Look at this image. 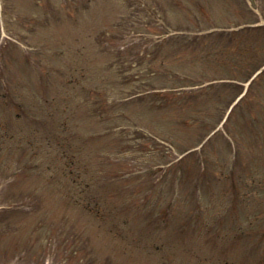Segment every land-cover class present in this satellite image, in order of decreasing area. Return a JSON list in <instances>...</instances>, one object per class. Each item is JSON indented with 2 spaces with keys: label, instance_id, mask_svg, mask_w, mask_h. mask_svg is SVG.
<instances>
[{
  "label": "rangeland",
  "instance_id": "rangeland-1",
  "mask_svg": "<svg viewBox=\"0 0 264 264\" xmlns=\"http://www.w3.org/2000/svg\"><path fill=\"white\" fill-rule=\"evenodd\" d=\"M224 1L0 0V63L26 113L3 117L21 143L33 136L25 160L39 152L28 159L31 175L0 168V182L10 181L0 183V264H264V197L246 182L264 180V83L205 150L212 169L200 193L192 163L182 175L162 169L169 156L147 158L148 148H164L148 142L147 125L172 136L198 130L140 103L165 81L164 64L150 65L161 13L171 27L207 29L210 17L239 19ZM195 55L165 65L184 77L208 70ZM95 193L102 212L82 209Z\"/></svg>",
  "mask_w": 264,
  "mask_h": 264
},
{
  "label": "trees",
  "instance_id": "trees-1",
  "mask_svg": "<svg viewBox=\"0 0 264 264\" xmlns=\"http://www.w3.org/2000/svg\"><path fill=\"white\" fill-rule=\"evenodd\" d=\"M176 38L182 37V35L175 36ZM255 37L256 39H251ZM199 38L201 41L200 44L197 46L188 45V51H179L176 52V55L185 54L189 51H192L195 55V59L202 62L203 64H208L209 69L202 71V68H199V71L195 70V73L190 77H184L182 74H172L171 70H165V73H160L164 75L165 81L164 83L161 82V87H180V85H190V84H198L200 80H210L215 78H230L232 80H245L249 77L250 73L258 66V64L264 62V26H256V27H247L242 28L237 31H217V32H209L206 35H198L197 37H193V39ZM170 52L169 55H165L166 59L172 57L174 53V49H168ZM172 53V54H171ZM260 54L258 60H255L254 56ZM163 55V54H161ZM185 58H189V56H185ZM156 61H154L155 63ZM162 64L165 61L160 60ZM1 72V68H0ZM167 73V74H166ZM169 73V74H168ZM1 76V73H0ZM264 83V70L257 75L254 79L252 84L250 83V87L248 90L255 88V93L252 95V99L255 100V97L259 96L258 87L260 84ZM254 84V87L252 86ZM241 85L235 82H211L209 85L201 86L197 89H190V90H181V91H174L168 92L165 90H160L159 92H154V95L159 100L158 107L161 109L159 113L167 112L168 108H171V112H173L174 119L172 122L174 124H178L182 128L183 125L191 127L194 121L190 122V119H194V116L204 117L206 122L211 120L215 117L216 112L212 105H210V100L212 97L224 96L225 93L228 94L226 98H231L237 95L240 92ZM254 91V89H253ZM261 92V91H260ZM0 95L4 97H8L7 93L4 92V87L0 85ZM18 99H13V101L8 102L7 112L10 114L16 115L17 117L22 116V111L20 110ZM5 105L6 102L3 101L1 103ZM167 104V105H166ZM14 111V113H13ZM218 118V117H217ZM203 126H208L205 123ZM185 128V127H184ZM8 129V125L6 122H2L0 118V138L8 139L9 136L6 135V131ZM157 130V129H156ZM158 131V130H157ZM186 131V129H184ZM161 135L167 136V133L158 131ZM202 133V130L199 131L198 135ZM201 138V137H200ZM199 138V139H200ZM16 136L14 139H9L8 143L5 145V142L0 143V155L3 156L12 150V148H16L17 144L22 142V137L18 136L17 140ZM198 139V140H199ZM192 140V139H189ZM182 142V141H181ZM4 145V148H3ZM31 146V145H30ZM21 147L19 148V150ZM22 153L24 150H21ZM25 158V154L21 157H17L14 161L15 164L22 162V159ZM66 163H69L70 168H74V164L72 160H67ZM65 163V165H66ZM62 174H66V171L63 170ZM69 174V171H68ZM56 178V177H55ZM248 184L251 182H255L256 190H261L264 188V180L261 179L259 176L254 177V179H247L246 181ZM263 186V187H262ZM254 187V188H255ZM260 187V188H258ZM98 193H95L92 199L99 208L100 202L96 201ZM84 200L83 206L87 208H91L89 201ZM105 208V207H104ZM94 211V209H90Z\"/></svg>",
  "mask_w": 264,
  "mask_h": 264
}]
</instances>
